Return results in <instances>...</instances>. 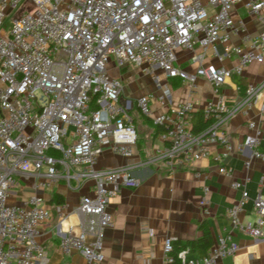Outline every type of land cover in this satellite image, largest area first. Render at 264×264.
<instances>
[{
    "label": "built area",
    "instance_id": "built-area-1",
    "mask_svg": "<svg viewBox=\"0 0 264 264\" xmlns=\"http://www.w3.org/2000/svg\"><path fill=\"white\" fill-rule=\"evenodd\" d=\"M243 0H0V264H48L39 242L41 227L57 217L56 231L65 254L75 251L88 264H101L106 233L114 226L110 204L124 189H137L138 168L165 164L189 168L222 148V160L247 150L264 161L263 140L250 113L258 104L264 115V80L249 84L238 102H227L222 88L253 63H264V31L252 38L232 12ZM250 15L264 23V0H247ZM243 34V48L231 40ZM190 54L194 72L181 68L179 52ZM208 52L218 59L235 53V69L205 65ZM133 67L152 83L136 99L125 96L122 80L112 72ZM198 93V81L213 87L217 100L204 107V132L193 131L194 102L170 108L172 80ZM190 95V96H191ZM148 119L159 145L134 166L100 168L106 151L131 158L139 142L133 113ZM247 120L248 135L233 145L228 122ZM249 166V163L246 164ZM221 175L233 171L221 165ZM199 177V174L195 175ZM93 183L73 212L68 203L48 206L44 197L23 199L27 187L50 191L60 183L80 189ZM228 211L230 230L203 257L182 250L176 264H217L235 256L237 231L264 240V196L251 198L246 184ZM204 188L201 207L209 205ZM253 203L256 219L243 224L245 206ZM72 217L76 222H72ZM148 231V230H147ZM173 240L165 242L167 258Z\"/></svg>",
    "mask_w": 264,
    "mask_h": 264
},
{
    "label": "crops",
    "instance_id": "crops-1",
    "mask_svg": "<svg viewBox=\"0 0 264 264\" xmlns=\"http://www.w3.org/2000/svg\"><path fill=\"white\" fill-rule=\"evenodd\" d=\"M246 1L243 0L236 6L231 16L236 24L240 20L243 21L246 34L255 38L264 31V23L249 14L244 6ZM261 15L264 17V11ZM242 44L243 34L235 35L231 40L233 47L243 48ZM210 54L211 52H208L205 65L215 64L229 70L238 65L239 57L235 53L223 59L214 58ZM179 56L181 68L194 72L195 66L187 62L190 54L180 51ZM263 80L264 63H253L229 80L222 88L221 94L229 103L238 102L244 97L249 84H259ZM170 86L173 90L170 108H176L191 99L196 111L202 113L208 101L218 99L211 84L204 79L198 81L199 89L195 95L189 93L188 85L181 80H172ZM151 90L152 88L149 91ZM125 96L135 99L130 95ZM132 115L135 124L137 122L139 134L134 155L124 158L106 151L100 158L98 167L119 168L137 165L149 158L153 148L159 145L154 126L137 112ZM249 119L257 123L264 150V115L260 114L258 104L251 111ZM228 132L233 145L243 142L249 133L246 118L242 115L232 118L228 122ZM210 150L208 158L189 168L172 169L165 164H158L135 170V176L141 181V185L133 190L124 189L111 201L109 209L114 217V226L106 233L101 264H164L167 258L165 242L169 239L173 240V244L198 240L202 236L199 229L201 223H206L209 227L213 247L219 238L230 230L227 211L241 197V193L235 190L232 184L235 181L245 183L251 198H256L259 194L264 196V161L252 158L250 150L230 155L222 161L218 159L224 153L222 148L211 146ZM221 165L233 171L231 177L218 172ZM196 174L200 176L196 177ZM204 188H209V205L206 208L200 206ZM33 195L44 197L50 207L57 205L58 195L63 203L69 204L70 211L73 212L77 209L81 197L93 195V183L86 182L80 189H70L65 183H60L46 192H36L27 187L21 194L23 199ZM256 217L253 203L249 202L240 217L241 221L243 224L253 223ZM71 220L76 222L74 217ZM57 222V217L54 216L40 231L39 242L47 250L48 264H88L78 252L65 254L61 250L56 231ZM234 239L240 247L238 253L220 260L217 264H264V240H256L243 231L235 232ZM191 254L198 256L196 253Z\"/></svg>",
    "mask_w": 264,
    "mask_h": 264
},
{
    "label": "trees",
    "instance_id": "trees-1",
    "mask_svg": "<svg viewBox=\"0 0 264 264\" xmlns=\"http://www.w3.org/2000/svg\"><path fill=\"white\" fill-rule=\"evenodd\" d=\"M145 121H149V120L145 119ZM192 122H193V131H195L196 133L204 132L208 128V125H209L208 123H206L204 121L203 113H201V112H195L193 114ZM149 123H151V122L149 121ZM151 125L153 126L152 123H151ZM154 128L156 130V134L161 132L160 128H157V127H154ZM263 192H264V190H263ZM56 203L57 204L63 203L62 198L59 197L58 195L56 196ZM199 229L202 232V236L198 240L187 242V243L175 242L173 244V251L170 254V257L173 259L172 264L177 263L176 262L177 255L182 250L189 249L191 251V253H196L200 257L207 255L209 249L213 245V240H212V236L210 233V229L206 223H201L199 225Z\"/></svg>",
    "mask_w": 264,
    "mask_h": 264
},
{
    "label": "rangeland",
    "instance_id": "rangeland-1",
    "mask_svg": "<svg viewBox=\"0 0 264 264\" xmlns=\"http://www.w3.org/2000/svg\"><path fill=\"white\" fill-rule=\"evenodd\" d=\"M117 75L125 88V94L130 95L136 99L152 88V83L148 78L144 77L139 70L133 67H126L121 72H112ZM137 114H134L136 116ZM137 124V122H136Z\"/></svg>",
    "mask_w": 264,
    "mask_h": 264
}]
</instances>
